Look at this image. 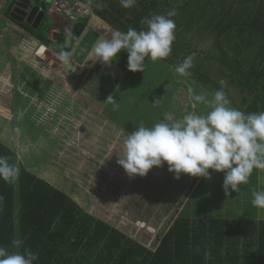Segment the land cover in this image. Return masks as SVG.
<instances>
[{
	"label": "rangeland",
	"instance_id": "374dc122",
	"mask_svg": "<svg viewBox=\"0 0 264 264\" xmlns=\"http://www.w3.org/2000/svg\"><path fill=\"white\" fill-rule=\"evenodd\" d=\"M11 1L0 0V141L14 152L16 166H23L66 193L85 211L149 249L158 246L178 213L190 220H264V209L252 204V193L264 191V170L254 169L239 193L226 196L223 172L209 169L211 179L181 174L177 180L165 163L153 167L144 177L130 179L117 163L124 134L136 126L150 127L166 112L177 119L193 110L203 113V105L192 108L189 86L206 93L222 89L231 106L242 112L251 105V84L240 83L218 60L208 57L215 39L226 56H236L232 46L239 41L235 34L228 39L224 35L215 38L218 31L214 27L221 16L210 15V10L199 20V27L183 32L182 36L192 37L193 50L186 56L196 55L191 75L180 77L174 65L178 59L173 57L168 56L162 64L146 59L144 72H131L126 51L118 53L110 65L102 64L96 61L94 46L86 55L89 45L84 40L71 49L70 62L65 64L58 57L66 48L63 37L52 47H41L27 39L30 37L23 26L7 16ZM240 2L222 5L240 9L254 0L243 5ZM51 3L48 0V18L41 25V33L50 26L45 34L53 43L55 31L64 27L67 34L70 23L62 15L49 13ZM95 24L105 28L93 16L91 28ZM96 30L104 35V30ZM242 53L245 59L247 53ZM196 73L208 81L192 77ZM257 78L254 75L252 80ZM138 82L146 94L150 93L148 98L136 99L133 91ZM109 96L119 107L106 102ZM157 99L160 103L154 104Z\"/></svg>",
	"mask_w": 264,
	"mask_h": 264
},
{
	"label": "trees",
	"instance_id": "16d2710c",
	"mask_svg": "<svg viewBox=\"0 0 264 264\" xmlns=\"http://www.w3.org/2000/svg\"><path fill=\"white\" fill-rule=\"evenodd\" d=\"M77 1L89 7L105 28L100 25L91 28V18L78 20L67 32L71 48L63 47L62 51L71 52L84 40L89 45L85 48L88 55L97 41L96 34L101 36L97 28L104 30V34L117 29L126 32L129 27L140 30L144 27L140 23L142 18L166 14L174 8L177 12L172 17L176 23V39L169 58L178 59L175 66L193 50L192 37L182 36L183 32L199 27V20L211 10L210 15L221 16L214 27L218 31L215 38L224 35L228 39L235 34L243 48L234 42L232 48L236 49V56L230 58L215 39L208 57L218 60L240 83L251 84L250 92L254 97L244 110L245 114L264 111V0H254L250 6L240 9L222 4L241 1L243 5L248 0H136L130 9L121 7L120 0H95L91 5L88 0ZM96 2L106 7L97 8ZM7 16L11 19L9 14ZM21 25L41 45H51L45 34L48 26L44 27L43 34L41 28L35 30ZM243 51L247 53L245 59ZM167 59L158 61L162 64ZM254 75L258 78L252 80ZM197 76L208 81L197 73L192 77L198 79ZM74 80L71 75L70 81ZM137 85V92L133 91L136 99L148 98L150 93L146 94L141 83ZM12 107L14 109L13 104ZM0 155L9 157V162L16 165L14 152L1 141ZM17 167L19 177L13 183L0 180V197H3L0 201V246L11 251L12 241L21 240V251L29 248L38 254L34 264H264V220H190L178 213L158 246L149 249L85 211L66 193L37 178L23 166Z\"/></svg>",
	"mask_w": 264,
	"mask_h": 264
},
{
	"label": "clouds",
	"instance_id": "9594fccd",
	"mask_svg": "<svg viewBox=\"0 0 264 264\" xmlns=\"http://www.w3.org/2000/svg\"><path fill=\"white\" fill-rule=\"evenodd\" d=\"M93 2L95 0H88L90 5ZM135 4L136 0H120L125 9ZM96 7L102 9L106 5L96 2ZM176 15L173 8L166 14L142 18L140 23L144 27L140 30L129 27L126 32L117 29L99 36L93 48L96 61L110 65L123 50L128 54V70L144 72L146 59L156 62L171 54L176 39V23L172 17ZM71 55V52L61 51L58 57L67 64ZM195 55L186 56L175 66L178 76L191 75ZM187 93L192 108L203 105V113L193 110L177 119L166 112L150 127L136 126L134 131L124 134L123 150L117 155L118 165L130 179L144 177L150 169L163 167L165 163L177 180L181 174L211 179V169L224 173L222 187L226 196L231 192L239 193L254 169L264 170V111L245 114L231 106L222 89L206 93L189 86ZM106 102L119 107L112 96ZM153 103L159 104L160 100ZM9 160L0 155V180L11 184L18 179L20 170ZM252 196L253 206L264 209V191H255ZM21 244V240H13L11 251L0 246V264H34L38 254L29 248L21 251Z\"/></svg>",
	"mask_w": 264,
	"mask_h": 264
},
{
	"label": "built area",
	"instance_id": "2783aa9c",
	"mask_svg": "<svg viewBox=\"0 0 264 264\" xmlns=\"http://www.w3.org/2000/svg\"><path fill=\"white\" fill-rule=\"evenodd\" d=\"M50 13L62 15L71 24L93 17L90 8L77 0H52Z\"/></svg>",
	"mask_w": 264,
	"mask_h": 264
},
{
	"label": "flooded vegetation",
	"instance_id": "af4514ba",
	"mask_svg": "<svg viewBox=\"0 0 264 264\" xmlns=\"http://www.w3.org/2000/svg\"><path fill=\"white\" fill-rule=\"evenodd\" d=\"M37 6H38V2L36 3L31 2L28 5L26 0H14L11 4L9 16L11 17V20L17 23L28 25L33 29H38L47 17H44V15L40 14L39 11H37V9H34ZM25 7L27 8L25 9ZM22 10H24V13L28 15L25 16ZM32 10H33L32 17H30L29 19L30 24H28L27 19L29 18V14L31 13ZM21 16H23L24 18Z\"/></svg>",
	"mask_w": 264,
	"mask_h": 264
},
{
	"label": "crops",
	"instance_id": "0c3cea01",
	"mask_svg": "<svg viewBox=\"0 0 264 264\" xmlns=\"http://www.w3.org/2000/svg\"><path fill=\"white\" fill-rule=\"evenodd\" d=\"M13 2V0L10 2V4ZM0 4H2L1 2H0ZM10 4H9V6H10ZM7 8V7H6ZM0 9H2V7H1V5H0ZM50 13V12H49ZM50 14H52V13H50ZM50 14H49V16H50ZM45 17H46V15H45ZM48 18V17H47ZM92 19V18H91ZM17 23V22H16ZM96 26H98V24H95ZM72 26H73V24H71L70 23V25L68 26V30H71V28H72ZM49 27L50 26H48L47 27V29H46V31H48V29H49ZM39 28H41V26L39 27ZM38 28V29H39ZM38 29H35V30H38ZM26 35L28 36V37H30V38H27V39H31V41L32 42H37L38 44H39V46H41V47H44L43 45H41L40 43H39V41H37V39L35 38V37H32V36H30L28 33H26ZM55 35H57L58 37L57 38H53V43H51V45L50 46H47V47H52V46H54L53 44H54V42H59L60 41V39H61V37H63V40H67L68 38H67V34L65 33V31H64V27H61L60 29H59V31H55V34L53 35V37L55 36ZM47 38V37H46ZM32 39H34V41L32 40ZM48 40V39H47ZM23 41H25V39H23ZM49 41V40H48ZM70 41V40H69ZM50 42V41H49ZM69 45H70V43H69ZM66 48H68V46H66ZM83 55V54H82Z\"/></svg>",
	"mask_w": 264,
	"mask_h": 264
},
{
	"label": "water",
	"instance_id": "95a60500",
	"mask_svg": "<svg viewBox=\"0 0 264 264\" xmlns=\"http://www.w3.org/2000/svg\"><path fill=\"white\" fill-rule=\"evenodd\" d=\"M27 1V3H28V5L31 3V2H33V3H36V2H38V6L37 7H35L34 9H37V11H39V13L40 14H43L44 15V17H45V15H46V9H47V5H48V0H26ZM27 7H25V9H26ZM33 9V10H34ZM21 10V9H20ZM33 10L31 11V13L29 14V18L27 19V23L28 24H30V22H29V19H30V17H32V13H33ZM23 11V14L26 16V15H28V14H26V13H24V10H22ZM21 17H23V16H21ZM47 17V16H46ZM24 18V17H23ZM23 21V20H22ZM58 36L57 35H55L53 38H57ZM69 43H70V41H69V39H67L66 41H65V45L66 46H68L69 45Z\"/></svg>",
	"mask_w": 264,
	"mask_h": 264
}]
</instances>
